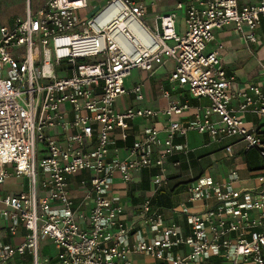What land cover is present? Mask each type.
<instances>
[{
    "label": "built area",
    "instance_id": "1",
    "mask_svg": "<svg viewBox=\"0 0 264 264\" xmlns=\"http://www.w3.org/2000/svg\"><path fill=\"white\" fill-rule=\"evenodd\" d=\"M89 7V0H49L34 11L28 1L24 19L5 25L0 17V188L13 176L29 182L21 193H0V264L28 257L32 264H132L135 256L156 264H264V59L260 82L234 89L224 46L210 50L230 26L247 44H261L264 0H181L154 25L146 21L148 0H106L88 18ZM167 59L175 65L172 91L210 104L187 120L190 99L119 111V99L145 98L142 83L126 87L133 71L153 75ZM247 115L259 124L240 119ZM138 120L149 125L121 157L118 141L128 144ZM50 130L62 131L64 141ZM193 132L222 146L228 162L239 149L255 151L262 166L249 176L258 186L238 189L235 169L226 182L203 175L186 183L177 207L158 208L150 196L129 223L113 194L116 176L128 185L152 172L153 194L169 190L166 166L180 168L173 158L190 148L177 141ZM77 176L88 213L71 193ZM176 216L186 217L187 228ZM45 240L58 249L57 263L43 258Z\"/></svg>",
    "mask_w": 264,
    "mask_h": 264
},
{
    "label": "crops",
    "instance_id": "2",
    "mask_svg": "<svg viewBox=\"0 0 264 264\" xmlns=\"http://www.w3.org/2000/svg\"><path fill=\"white\" fill-rule=\"evenodd\" d=\"M49 1V0H47ZM96 0H89L90 7L85 13L86 16L89 18L100 8V6L92 5ZM163 0H148V15L146 17V21L150 25H154L158 16L162 14H167L174 10L176 3L181 0H167L168 6L164 11H160L159 9V2ZM106 2V0H105ZM104 2V3H105ZM103 3V5H104ZM91 5L93 8H91ZM33 8V7H32ZM40 8V6L38 7ZM180 19L182 25V16H184L183 12H180ZM2 9L0 13L1 23L5 25H11L7 21H4L2 18ZM262 43L259 44L257 47L247 44V42L243 38V34L234 30L233 27H227L222 31L217 32L216 38L217 43L210 47V50H213L216 45L222 44L224 46V51L222 52L221 60L224 69L227 73L231 76L236 78V82L234 85V89L244 88L247 84H254L259 83L261 80V69L259 63L261 60L264 59V28H262ZM174 62L167 59L165 65L158 68L154 72L153 77L159 76V82H156L155 85H148L142 82L143 89L147 96L145 97L142 102L135 101L134 98L131 97H124L118 100L117 108L119 111H124L127 108L137 106L140 108H150L147 107L149 101H153L154 107L150 108L153 110H160L165 108L170 101H175L177 103H184L186 100H191L192 109L185 112L184 120L189 119L193 114L196 112V106L209 105L208 99L201 100L198 102L197 100H192L190 95L185 93L183 90H179L175 88L172 91V88L175 86H171L168 82V78L171 72L174 69ZM141 71V70H140ZM142 72V71H141ZM238 75V76H237ZM132 75L126 81V87L128 89H132L135 85L139 83L133 82L131 79ZM164 86L166 89L171 90V98L165 99L163 93L161 92L160 88ZM149 94V95H148ZM151 95V96H150ZM247 120L245 121L249 125L257 126L260 122L258 119L259 117L255 116H244ZM181 119V118H180ZM157 122V121H156ZM158 126H163L166 121L161 119L158 121ZM149 124L147 122L138 120L134 123L135 131L133 136L128 140V144H124L122 140L118 141V146L121 149L120 155L121 157H127V153L124 150L125 147L131 146L134 140L137 139L142 131ZM144 129V130H143ZM51 135L57 136V138L61 141H64V134L60 130H50ZM178 143L187 144L188 148H190L189 154H177L176 157L173 158V161H181L182 165L180 168H175L169 162L166 166V173L171 179V194L163 193L162 195H154L152 191L151 185V177L152 172H143L140 174H135L134 181L131 184L125 185L122 183L119 176L115 178V184L113 189V194L120 196L121 202L125 207V216L126 220L131 223L134 220V216L139 212L144 200L153 196V200L158 208L164 210H171L177 207L181 202L185 201L186 199V183L190 182L193 179L198 178L203 175L211 176L214 180L223 182L228 179L230 170L235 169L239 172L242 182L237 185L238 189H253L258 186L257 181L250 178L249 173L253 170H256L262 166V161L259 158L258 154L255 151L250 153L243 154L240 153V149L238 150L237 158L233 162H228L225 156V153L222 149V146L212 143L210 138L206 135H201L198 133H190L186 138H180L177 141ZM215 155H222L224 161H221L217 167H214L219 160L215 159ZM205 162H207V166L204 167ZM213 167L215 170H213ZM221 170H223L221 172ZM85 176V174L83 175ZM82 177L77 176L72 179L71 183V193L73 198L76 201L77 207L79 210L88 213L91 210L92 204L91 202L84 199L85 192L80 188L79 181ZM145 182H149L148 188H144ZM28 180L24 178H17L13 176L12 178L7 181V183L0 188V193L3 195H15L21 193L28 188ZM156 201V202H155ZM163 203L162 206H159L160 203ZM168 217L171 216L170 212H166ZM181 226L187 228V220L186 217L176 216L175 219ZM138 227V226H137ZM136 228V227H135ZM0 231L5 233L6 231V223L4 220L0 218ZM5 241L8 243H18L20 238L12 239L6 238ZM42 245L47 248L49 252V257L52 259L53 263H57V255L58 249L53 245L51 241H43ZM29 258V257H28ZM26 258V259H28ZM31 260V258H29ZM32 262V260H31ZM132 264H156L154 261L141 257L135 256L132 258Z\"/></svg>",
    "mask_w": 264,
    "mask_h": 264
},
{
    "label": "rangeland",
    "instance_id": "3",
    "mask_svg": "<svg viewBox=\"0 0 264 264\" xmlns=\"http://www.w3.org/2000/svg\"><path fill=\"white\" fill-rule=\"evenodd\" d=\"M28 1H31V5H32L34 11H36L39 6L42 7L43 5H45L48 2L47 0H0L2 14H3V16H2L3 20L7 21L9 23H13L18 18L24 19L26 17V7L28 4ZM104 2H105V0H96L92 5H94V6L99 5L101 7ZM159 3H160L159 4L160 11H164L166 9V7H169L167 0L160 1ZM92 5H91V8H93ZM153 76L154 75H151L150 73L141 72L140 70L136 69L133 71L131 79L136 84L144 82V83H146V86H148V85L154 86L156 82H159V76H157L156 78ZM144 94L146 97L147 94L145 93V90H144ZM147 107H150V108L154 107L152 100L149 101ZM240 119L244 120V121L247 120L246 118H244V116H240ZM215 159H217L219 161L216 164H214L215 165L214 167H217L221 161H224V158H222V155H215ZM205 166H207V162H205L204 167ZM214 167H213V170H215ZM222 171L223 170H221V172ZM125 218H126V216H124V219ZM44 243H45V241H44ZM42 256H43V258H48L50 256L49 252L47 251V248L44 245H42Z\"/></svg>",
    "mask_w": 264,
    "mask_h": 264
},
{
    "label": "trees",
    "instance_id": "4",
    "mask_svg": "<svg viewBox=\"0 0 264 264\" xmlns=\"http://www.w3.org/2000/svg\"><path fill=\"white\" fill-rule=\"evenodd\" d=\"M263 28H264V25H263ZM250 152H252V151H250ZM250 152H248V153H250ZM247 154V153H246ZM149 182H145V184H144V188H148V186H149V184H148ZM167 191H169L168 193L169 194H171L170 192H171V190H164V191H161V192H159L157 195H159V197H160V195H162L163 193H167ZM156 202V201H155ZM162 202L160 203V205L159 206H162ZM17 264H32V262H31V260L28 258V259H24V261H22V262H17Z\"/></svg>",
    "mask_w": 264,
    "mask_h": 264
}]
</instances>
